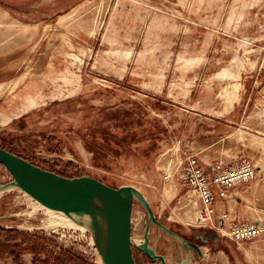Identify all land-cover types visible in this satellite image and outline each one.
<instances>
[{
  "label": "rangeland",
  "instance_id": "rangeland-1",
  "mask_svg": "<svg viewBox=\"0 0 264 264\" xmlns=\"http://www.w3.org/2000/svg\"><path fill=\"white\" fill-rule=\"evenodd\" d=\"M84 139L101 148L98 164ZM0 146L66 177L138 189L157 220L200 245L201 256L152 223L149 245L167 264H264V238L196 226L179 171L189 154L204 169L253 161L257 177L227 199L231 217L264 219V197L247 203L264 191V0H0ZM12 182L0 164V186ZM65 217L9 187L0 264H40L32 246L103 264L92 232ZM146 223L136 199L130 237ZM131 247L135 264H153Z\"/></svg>",
  "mask_w": 264,
  "mask_h": 264
},
{
  "label": "water",
  "instance_id": "water-1",
  "mask_svg": "<svg viewBox=\"0 0 264 264\" xmlns=\"http://www.w3.org/2000/svg\"><path fill=\"white\" fill-rule=\"evenodd\" d=\"M0 164L13 177L12 183L0 187L15 184L66 216L80 220L81 225L92 232L103 264H135L130 230L134 200H139L147 213V223L143 241L137 247L153 264H167L164 257L149 245V227L153 223L172 236L178 235L157 220L149 202L138 189L132 186L115 188L90 176L66 177L43 169L1 146ZM205 236L217 240L213 232H207ZM206 237H203L204 241ZM181 243L184 248L191 247L202 255L197 243L189 240Z\"/></svg>",
  "mask_w": 264,
  "mask_h": 264
},
{
  "label": "built area",
  "instance_id": "built-area-1",
  "mask_svg": "<svg viewBox=\"0 0 264 264\" xmlns=\"http://www.w3.org/2000/svg\"><path fill=\"white\" fill-rule=\"evenodd\" d=\"M179 171L193 197L196 226L208 227L236 242L264 238V219L241 220L218 212L220 201L226 200L232 189L257 177L258 167L253 161L243 159L232 164L218 161L204 169L196 154H189ZM164 179L168 180L169 174Z\"/></svg>",
  "mask_w": 264,
  "mask_h": 264
},
{
  "label": "trees",
  "instance_id": "trees-1",
  "mask_svg": "<svg viewBox=\"0 0 264 264\" xmlns=\"http://www.w3.org/2000/svg\"><path fill=\"white\" fill-rule=\"evenodd\" d=\"M104 136V143L106 146L110 147L113 150H116V146L120 145L119 140H109L106 136L109 135L106 132L103 134ZM106 137V138H105ZM113 141L115 146L111 145L110 142ZM85 144L88 146V149L93 154V161L94 163L98 164L97 162V155L98 151H101V148L98 146H95L93 144V141H90L88 139H84ZM6 232L3 229H0V236L4 235ZM7 233H18L15 229L7 231ZM16 238H8L7 240L14 241ZM27 251L30 253H33L36 256V259L34 262H39L40 264H81L83 263L82 260L77 257L76 255L70 253L67 250L59 249L58 252H55L53 250H46V249H39L37 246H32ZM11 256H14V253L12 252L10 254ZM42 255H45V258H38ZM16 263L20 264L19 258L17 255H15Z\"/></svg>",
  "mask_w": 264,
  "mask_h": 264
},
{
  "label": "crops",
  "instance_id": "crops-1",
  "mask_svg": "<svg viewBox=\"0 0 264 264\" xmlns=\"http://www.w3.org/2000/svg\"><path fill=\"white\" fill-rule=\"evenodd\" d=\"M251 193L253 195H256V194L257 195L258 194L260 195L261 194L260 195L261 197H259V196L256 197V200L255 201L248 200L247 203H249V202L260 203L262 201V197H264V191L262 190V188L261 189L260 188L258 189V187H253V190L251 191ZM234 199H235L236 203L242 207L241 204L244 203V200H242V198H234ZM226 203L228 204L227 208H225ZM230 205H231V201H229L228 199L221 200L220 201V204L218 206V211L221 210L222 212L224 211V212L228 213L229 216H233L232 215V209H230V207H229ZM237 210L240 212V208H238Z\"/></svg>",
  "mask_w": 264,
  "mask_h": 264
},
{
  "label": "bare ground",
  "instance_id": "bare-ground-1",
  "mask_svg": "<svg viewBox=\"0 0 264 264\" xmlns=\"http://www.w3.org/2000/svg\"><path fill=\"white\" fill-rule=\"evenodd\" d=\"M13 185H15V184H10V185H8V186H6V187H0V195L5 191V190H7L9 187H11V186H13ZM137 196H135V198H136ZM54 208H56V207H54ZM57 210H59L58 208H56ZM60 211V210H59ZM61 212V211H60ZM60 217V216H59ZM66 218V217H65ZM84 218V217H83ZM85 218H87L88 220H89V218L87 217V216H85ZM65 220H67V222H69V223H74V222H76V220H72V219H68V218H66ZM64 219H63V221H65ZM78 221V220H77ZM80 221V220H79ZM77 225V224H76ZM82 227V226H81ZM175 237V236H174ZM175 239L177 240V241H181L180 240V238L179 237H175ZM143 241V238H135V237H131V242L133 243V244H135V245H138V244H140L141 242Z\"/></svg>",
  "mask_w": 264,
  "mask_h": 264
}]
</instances>
